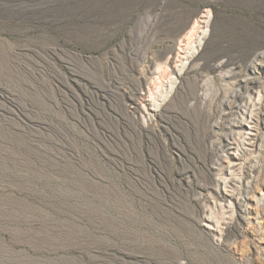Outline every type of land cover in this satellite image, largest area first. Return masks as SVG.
Instances as JSON below:
<instances>
[{"label":"rangeland","instance_id":"1","mask_svg":"<svg viewBox=\"0 0 264 264\" xmlns=\"http://www.w3.org/2000/svg\"><path fill=\"white\" fill-rule=\"evenodd\" d=\"M260 45L264 0H0V264L264 260V82L226 145L209 70L241 76ZM159 81L174 88L153 104ZM207 91L192 114L191 93ZM189 115L193 152L169 162L157 137L169 155L187 147Z\"/></svg>","mask_w":264,"mask_h":264},{"label":"bare ground","instance_id":"2","mask_svg":"<svg viewBox=\"0 0 264 264\" xmlns=\"http://www.w3.org/2000/svg\"><path fill=\"white\" fill-rule=\"evenodd\" d=\"M196 28V24H194L187 35H185V37L188 39V45H190V40H191V37L193 35V32ZM182 38V37H181ZM142 40V39H141ZM144 42V41H143ZM142 42V43H143ZM183 41L179 39V41L177 43L181 44ZM141 44V43H140ZM178 44V45H179ZM137 45V44H135ZM181 45H179L180 47ZM142 47V46H141ZM147 47V46H146ZM140 48V47H139ZM181 49V48H180ZM145 50L146 48L144 49V51L142 52V56L145 54ZM139 51V50H138ZM169 52V51H168ZM140 56V57H142ZM179 56V55H178ZM144 57V56H143ZM228 62V61H227ZM194 64V63H193ZM198 64V63H196ZM236 64H233V63H221V64H215V65H212V66H209V70L210 71H218L220 73H218L220 79L222 80L221 83L222 86H221V93H222V97H221V103L220 105L226 107V109H224V111L222 112V116H218L219 119L217 121H215V124L214 126L221 129L222 131H225L224 134L222 133L221 137H223L224 139V142L226 143V145H228V140L234 136V132H233V129L235 127H239L242 125L240 119H239V114L242 113L243 114V110L245 109L246 107V101L248 98H250L251 96V93L254 92L255 89L257 88H260L261 85L263 84L264 82V45H260L257 49L253 50L251 53H250V56L248 59L245 60L244 62V65H243V71L245 72V74H242L241 76L239 75L238 72H236V69L237 67H235ZM194 66H196L194 64ZM199 66V65H198ZM160 67V66H159ZM158 67V69H159ZM235 67V68H234ZM193 68V67H192ZM197 68V67H196ZM203 68V67H202ZM207 68V67H206ZM157 69V68H156ZM160 69L162 70V68L160 67ZM159 69V70H160ZM191 69V68H190ZM160 70V71H161ZM160 73V72H159ZM201 73V72H200ZM162 74V73H161ZM208 75V74H207ZM207 75L204 74H199V79L201 82H205V84L207 83L205 81V78L207 77ZM157 79V82L158 80L160 79V77L156 78ZM183 81V80H182ZM213 82V81H211ZM210 84H213L211 83ZM162 83L159 81V83H156L154 84V89L149 92L150 95L149 97L151 98V100L153 101V104H158V101L159 99H162L163 101L165 99H167V97L169 96L170 92H172V88H174V86L172 87V85L168 84V86L166 85L165 88H163L164 85H161ZM96 85V84H95ZM207 86L209 84H206ZM214 85V84H213ZM213 85H209L208 87L210 86H213ZM180 86V85H179ZM196 86V85H195ZM190 87V85H189ZM178 88V87H177ZM211 88V87H210ZM192 89V88H191ZM208 89V88H207ZM213 89V88H211ZM177 91V90H176ZM204 91V90H203ZM215 92V90H213ZM199 92V91H198ZM209 92L210 91H207V92H204L202 94H199L197 92H193L191 94L192 96V100L193 102H189V109L191 110V113L193 114H196V110L197 108H201V105H203L204 103H209V104H212V100L214 98H216L217 94L219 93L218 92V89H217V92L214 93V96L212 95H209ZM178 93V92H177ZM181 93V92H180ZM186 93V92H185ZM210 93L213 94V92L211 91ZM184 94V93H183ZM220 94V93H219ZM183 96V95H182ZM186 97H187V93H186ZM184 98V97H183ZM191 100V101H192ZM214 101V100H213ZM209 106V105H208ZM221 106V107H222ZM223 108V107H222ZM223 110V109H222ZM227 110V112H226ZM198 112V111H197ZM201 112V111H200ZM220 112V113H221ZM187 113V112H186ZM199 113V112H198ZM219 113V114H220ZM191 115V114H190ZM189 115V121L191 123V126L190 128L186 129L187 132H185L184 134H182V140L186 143V146L187 147H184L182 146L180 143H174L172 145V150H173V154L168 153V149H169V145L166 143V140H164L161 136L157 137V138H160V144L158 143V145L156 146V150H161L162 151V155L169 161L171 162L172 159H177L179 162H183L184 161V157H188V151L189 152H193V118H191ZM188 116V115H187ZM192 116V115H191ZM199 116V115H198ZM200 117V116H199ZM188 118V117H187ZM197 118V116H196ZM195 118V120H196ZM197 121V120H196ZM195 123V122H194ZM196 126V125H195ZM198 126V125H197ZM164 127V126H163ZM168 127V126H167ZM189 127V126H188ZM185 128V127H183ZM198 128V127H196ZM199 129V128H198ZM197 129V130H198ZM170 131V129H169ZM196 131V130H195ZM183 132V131H181ZM168 133V135H171V139H173V136L171 133H169L168 131L166 132ZM192 133V134H191ZM198 132L196 131L195 132V135L196 137H198ZM215 134V133H214ZM213 134V137L216 136ZM219 136V135H218ZM217 136V137H218ZM198 139V138H197ZM221 139V138H219ZM178 142H179V139H177ZM218 141V140H217ZM159 142V141H158ZM213 144L215 142L211 141ZM223 143V142H222ZM222 143H218L216 146V148L214 149V146L213 144H211V148H213L214 150H216L215 152L217 153V157L219 159L222 158V153L224 152L223 150V145L225 144H222ZM216 144V143H215ZM213 146V147H212ZM212 149V150H213ZM215 153V154H216ZM172 155H175L174 157ZM189 159V158H188ZM251 163H252V160L246 162V165L244 166L245 168V178L244 180H247L250 176V168H251ZM213 167V166H212ZM190 170V169H189ZM184 171V170H183ZM190 171H185L184 174L185 175H188L187 173H189ZM193 176V175H192ZM191 180V179H190ZM190 180H189V176H186L184 178V185L186 186V190L187 191H190L193 193V187L190 185ZM179 185H181V183H179ZM183 185V184H182ZM206 189V188H205ZM259 190L261 191L260 189V185L257 184V186L255 187L254 189V192H257L259 193ZM196 196V195H195ZM201 197V196H200ZM199 197V198H200ZM202 198V197H201ZM198 199V198H197ZM207 196L203 198V202H199L200 200H198V204L200 205V209L203 210L205 209L204 207L206 206L207 204ZM250 201H253L251 198H249ZM197 201V200H196ZM241 202V201H240ZM238 207L240 209V212L243 208V205L241 203H238ZM259 212V216H260V221H261V224H262V229H261V232H260V238H259V243L260 244H263L264 243V206L258 210ZM198 215V214H197ZM203 218V217H202ZM240 218L243 219V217L240 215ZM202 220V219H201ZM199 222H202V221H199ZM198 224V222H197ZM239 225V224H238ZM236 227V226H235ZM232 229V228H231ZM238 230H239V226H237L235 228L234 231L237 232V235L240 237L239 233H238ZM229 233L230 234H234L233 232V229L232 230H229ZM236 234V233H235ZM234 234V235H235ZM236 235V236H237ZM245 238V237H244ZM243 238V239H244ZM244 242V241H243ZM243 245V244H242ZM256 256V254H255ZM256 259V261L258 262L257 264H264V260L263 259H259V258H254Z\"/></svg>","mask_w":264,"mask_h":264}]
</instances>
